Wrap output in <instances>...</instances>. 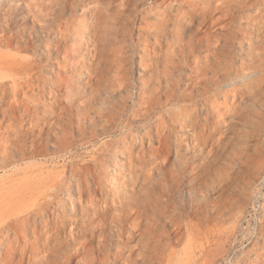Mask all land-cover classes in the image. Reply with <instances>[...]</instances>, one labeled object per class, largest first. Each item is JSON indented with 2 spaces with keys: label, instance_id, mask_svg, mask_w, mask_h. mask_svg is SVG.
Here are the masks:
<instances>
[{
  "label": "rangeland",
  "instance_id": "374dc122",
  "mask_svg": "<svg viewBox=\"0 0 264 264\" xmlns=\"http://www.w3.org/2000/svg\"><path fill=\"white\" fill-rule=\"evenodd\" d=\"M29 1L0 0V264H264V0Z\"/></svg>",
  "mask_w": 264,
  "mask_h": 264
},
{
  "label": "bare ground",
  "instance_id": "6f19581e",
  "mask_svg": "<svg viewBox=\"0 0 264 264\" xmlns=\"http://www.w3.org/2000/svg\"><path fill=\"white\" fill-rule=\"evenodd\" d=\"M31 3V1H29L28 0V4H30ZM219 4V3H218ZM60 6V5H59ZM207 24V23H206ZM24 61V60H23ZM19 63V62H18ZM16 65V64H15ZM20 66V65H19ZM17 70V69H16ZM0 75H2V74H0ZM2 77H4V76H2ZM7 77V76H6ZM223 78V77H222ZM224 81V80H223ZM16 88V87H15ZM233 95V94H232ZM48 134V133H47ZM34 152V151H33Z\"/></svg>",
  "mask_w": 264,
  "mask_h": 264
}]
</instances>
